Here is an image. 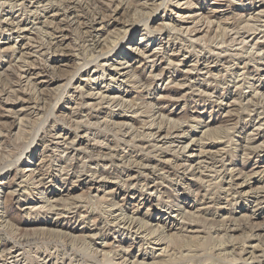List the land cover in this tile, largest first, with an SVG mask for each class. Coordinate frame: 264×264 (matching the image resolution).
Segmentation results:
<instances>
[{
	"label": "rangeland",
	"instance_id": "1",
	"mask_svg": "<svg viewBox=\"0 0 264 264\" xmlns=\"http://www.w3.org/2000/svg\"><path fill=\"white\" fill-rule=\"evenodd\" d=\"M0 160L19 264H262L264 0H0Z\"/></svg>",
	"mask_w": 264,
	"mask_h": 264
},
{
	"label": "bare ground",
	"instance_id": "2",
	"mask_svg": "<svg viewBox=\"0 0 264 264\" xmlns=\"http://www.w3.org/2000/svg\"><path fill=\"white\" fill-rule=\"evenodd\" d=\"M169 1V0H168ZM52 2V1H51ZM164 2V1H163ZM162 2V3H163ZM86 4V3H85ZM179 4V3H178ZM162 6V5H161ZM88 7V6H87ZM54 12V11H53ZM110 13V12H109ZM46 16V15H45ZM53 17V16H52ZM85 17V16H84ZM87 18V17H86ZM89 18V17H88ZM94 19V17L92 18V20ZM89 20V19H88ZM91 20V21H92ZM116 20V19H115ZM82 21V20H81ZM90 21V20H89ZM7 22V21H6ZM144 22V21H143ZM92 23V22H91ZM146 25V24H145ZM97 26V25H96ZM177 27V26H176ZM93 28V27H92ZM81 29V28H80ZM95 29V28H94ZM199 29V28H198ZM238 30V29H237ZM172 31V30H171ZM191 31V30H190ZM39 32V31H38ZM87 32V31H86ZM173 32H175V31H173ZM196 32H197V30H196ZM206 32V31H205ZM94 32H89V34H88V36H92V34H93ZM189 34H190V32H188ZM192 33V32H191ZM96 34V33H95ZM184 34V33H183ZM87 38V37H86ZM97 38V37H96ZM180 39V38H179ZM194 39V38H193ZM82 42V41H81ZM233 42V41H232ZM51 43V42H50ZM96 44V43H95ZM112 44V43H111ZM181 45V44H180ZM204 45V44H203ZM95 46V45H94ZM97 46V45H96ZM100 46V45H99ZM22 47V46H21ZM98 47V46H97ZM194 47V46H193ZM100 48V47H99ZM101 49V48H100ZM111 50V49H110ZM90 51V50H89ZM190 51V50H189ZM44 52V51H43ZM195 52V51H194ZM99 53V52H98ZM232 53H234V52H232ZM231 53V54H232ZM26 55H28V54H26ZM25 55V56H26ZM235 55V54H234ZM19 56H21V54L19 55ZM22 58V57H21ZM20 58V59H21ZM230 59V58H229ZM208 61V60H207ZM210 61V60H209ZM26 62V61H25ZM84 63V62H83ZM86 63V62H85ZM205 65V64H204ZM100 66V65H99ZM78 68V67H77ZM255 68V67H254ZM193 69V68H192ZM234 74V73H233ZM30 77H31V75H30ZM30 77H29V79H30ZM26 79H28L27 77H26ZM28 79V80H29ZM27 80V81H28ZM52 80V79H51ZM48 81V80H47ZM17 82V81H16ZM15 82V83H16ZM19 82V81H18ZM19 83H21V82H19ZM47 83V82H46ZM67 83H69V82H67ZM34 84V83H33ZM45 84V83H44ZM43 84V85H44ZM15 85V84H14ZM19 85V84H18ZM29 85H30V83H29ZM20 86V85H19ZM28 86V85H27ZM33 86V85H32ZM9 87V86H8ZM12 87V86H11ZM23 88H24V86H22ZM18 89H19V87H17ZM14 89V88H13ZM12 89V90H13ZM22 89V88H21ZM29 89V88H28ZM33 89V88H32ZM36 89V88H35ZM190 89V88H189ZM23 90H25V89H23ZM30 90V89H29ZM239 90V89H238ZM16 91V90H15ZM23 92V91H22ZM27 92V91H26ZM33 92V91H32ZM34 92H35V90H34ZM39 93H41V92H39ZM10 94V93H9ZM20 94H22V93H20ZM25 94V93H24ZM31 94V93H30ZM11 95V94H10ZM17 95V94H16ZM29 95V94H28ZM211 95V94H210ZM5 96V95H4ZM8 96V95H7ZM14 96H15V93H14ZM33 96V95H32ZM16 98H17V96H15ZM20 97V96H19ZM23 97V96H22ZM26 97V96H25ZM237 97V96H236ZM8 98H10V96L8 97ZM13 98V97H12ZM24 98V97H23ZM23 98H21V99H23ZM28 98H30V97H28ZM114 98V97H113ZM27 99V98H26ZM25 99V100H26ZM8 100V99H7ZM28 100V99H27ZM26 103V102H25ZM39 105V104H38ZM34 107V106H33ZM153 111V110H152ZM22 112V111H21ZM31 115V114H30ZM46 121V120H45ZM44 121V122H45ZM123 122V121H122ZM182 122V121H181ZM41 123H43V122H41ZM41 126H42V124H41ZM181 128V127H180ZM28 129V128H27ZM41 129V128H40ZM40 129H38V130H40ZM37 130V129H36ZM158 130V129H157ZM36 132V131H35ZM37 133H38V131H37ZM156 133V132H155ZM36 134V133H35ZM58 136V135H57ZM34 137H36V135L34 136ZM152 138V137H151ZM31 141H33L32 140V138H31ZM73 143V142H72ZM29 144H31V142H29ZM28 144V145H29ZM189 144V143H188ZM263 147V146H262ZM61 150V149H60ZM21 152V151H20ZM18 159V158H17ZM42 159V158H41ZM19 160V159H18ZM18 160L16 161V163L18 162ZM1 161V160H0ZM203 161V160H202ZM13 162V161H12ZM11 163V162H10ZM9 163V164H10ZM14 163V162H13ZM12 164V163H11ZM15 164V163H14ZM13 165V164H12ZM48 165V164H47ZM106 165V164H105ZM205 165V164H204ZM10 166V165H9ZM63 169V168H62ZM2 170H3V168H2ZM25 176V175H24ZM29 176V175H28ZM128 176H130V175H128ZM30 177H32V176H30ZM27 178V177H26ZM33 179V178H32ZM37 181V180H36ZM38 182V181H37ZM172 182V181H171ZM33 183V182H32ZM136 184V183H135ZM37 185V184H36ZM207 185V184H206ZM241 185V184H240ZM37 186H35V188H36ZM143 187V186H142ZM15 189V188H14ZM262 190V189H261ZM158 191V190H157ZM243 193V192H242ZM195 196V195H194ZM222 198V197H221ZM17 199V198H16ZM260 200V199H259ZM215 203V202H214ZM259 209H263V207H264V197H262V199L260 200V202H259ZM73 206V205H72ZM123 222V221H122ZM192 223V222H191ZM109 224V223H108ZM52 226H58L59 225V222H55V223H53V224H51ZM53 228H55V227H50V228H45V229H47V231H49V232H56L55 231V229H53ZM258 228L259 229H262V231L264 230V224L262 225V224H259V226H258ZM218 229V228H217ZM230 230V229H229ZM238 231V230H237ZM218 232V231H217ZM261 232V231H260ZM137 234V233H136ZM259 234V233H258ZM261 234V233H260ZM63 235H65V234H63ZM62 235V236H63ZM67 236H71V235H66V237ZM166 236V235H165ZM261 236H263L262 234H261ZM162 237V236H161ZM177 237V236H176ZM72 238V237H71ZM167 238V237H166ZM226 238V237H225ZM160 239V238H159ZM162 240L164 239V237L163 238H161ZM161 240V241H162ZM165 240H167V239H165ZM2 241V240H1ZM89 241V240H88ZM160 241V240H159ZM164 241V240H163ZM178 241V240H177ZM4 243V242H3ZM165 243V242H164ZM167 244V243H166ZM183 244V243H182ZM189 244V243H188ZM2 246H4V245H2ZM168 247H169V245H167ZM179 246V245H178ZM177 246V247H178ZM166 247V246H165ZM167 248V247H166ZM170 248H172V247H170ZM186 248V247H185ZM260 249L258 246H255V245H253L252 246V249H251V251H250V254H251V256H252V258H255L256 259V255H255V250L256 249ZM182 249V248H181ZM162 251V250H161ZM260 251H261V256L263 257V261H262V264L264 263V248H261L260 249ZM95 253V252H94ZM229 253V252H228ZM22 254V253H21ZM172 254V253H171ZM20 255L19 254H17V255H15V254H13V252L12 251H10V249L8 250H3L2 249V251H0V264H19V257ZM257 261H259V260H257ZM256 261V262H257ZM261 261H259V262H261ZM164 263V262H163ZM160 264V263H159ZM261 264V263H260Z\"/></svg>",
	"mask_w": 264,
	"mask_h": 264
}]
</instances>
